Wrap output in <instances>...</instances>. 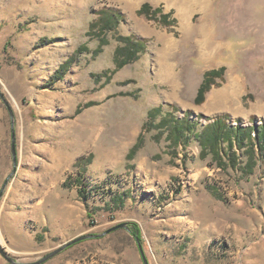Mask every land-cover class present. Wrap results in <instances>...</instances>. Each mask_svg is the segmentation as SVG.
Masks as SVG:
<instances>
[{
  "label": "rangeland",
  "instance_id": "1",
  "mask_svg": "<svg viewBox=\"0 0 264 264\" xmlns=\"http://www.w3.org/2000/svg\"><path fill=\"white\" fill-rule=\"evenodd\" d=\"M121 37L146 46L118 68ZM159 106L264 124V0H0V247L32 264L128 223L43 264H144L138 232L149 264H264V158L252 174L212 166L198 141L172 144Z\"/></svg>",
  "mask_w": 264,
  "mask_h": 264
},
{
  "label": "trees",
  "instance_id": "2",
  "mask_svg": "<svg viewBox=\"0 0 264 264\" xmlns=\"http://www.w3.org/2000/svg\"><path fill=\"white\" fill-rule=\"evenodd\" d=\"M158 14H162L160 9H153L150 4H144L139 11V15L146 16L151 20H156ZM103 29L115 30L121 20L117 12H102ZM161 19L167 22L168 15H162ZM96 24H94L95 26ZM125 43L116 51V62L118 68L133 62L138 58L140 50L145 49V41L135 40L134 37H121ZM106 41H103L105 43ZM223 76V70H213L206 72L196 97V103L205 101L207 93L211 90L214 80ZM173 109L176 108L173 106ZM192 112L187 111L184 117H178L173 112H165L163 106L153 108L149 111V117L156 120L162 116L160 127L166 128L168 139L175 146L187 145L196 140L201 147V156L211 158L212 166L227 170L229 168L242 170L244 174H252L258 163L259 154L264 158V124L244 126L243 124L233 125L228 116H220L206 125L192 118ZM151 123H154L151 121ZM150 123V124H151ZM202 126V130H200ZM143 136L138 139L130 153V157L140 148ZM240 151H243L240 154ZM242 157L246 160L242 161ZM244 162V163H243ZM137 232L139 230H136ZM140 240L141 234H140Z\"/></svg>",
  "mask_w": 264,
  "mask_h": 264
},
{
  "label": "water",
  "instance_id": "3",
  "mask_svg": "<svg viewBox=\"0 0 264 264\" xmlns=\"http://www.w3.org/2000/svg\"><path fill=\"white\" fill-rule=\"evenodd\" d=\"M10 112H11V116H12V124H13V128L15 126V119H14V114L12 112V110L10 109ZM12 156H13V163H14V172L13 174L15 173L16 171V168H17V151H16V135H15V130L13 129V141H12ZM6 185L4 186V188L2 189V193L0 194V198L3 194V192L5 191V188H6ZM119 229H125L129 232H131V228H130V225L128 223H123V224H120V225H117L113 228H111L110 230L106 231L105 233L101 234V235H83V236H80V237H77L65 244H63L61 247H59L58 249H56L55 251L49 253L48 255H46L43 259L35 262V263H32V264H43L44 262L54 258L55 256H57L58 254H60L61 252H63L64 250H66L67 248H69L70 246L76 244V243H79V242H82L84 240H88L90 238H94V237H103L105 236L106 234H109L111 232H114L116 230H119ZM139 235V232L135 234L136 236V239H137V242L139 243V246H140V251H141V254H142V257H143V261H144V264H149L148 262V259L146 258V255L144 254V251L141 247V244H140V239L138 237ZM0 251L1 253L3 254V256L11 263V264H23V263H18L17 261H15L12 257H10L3 249L2 247H0ZM28 264V263H26Z\"/></svg>",
  "mask_w": 264,
  "mask_h": 264
}]
</instances>
